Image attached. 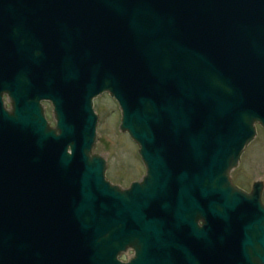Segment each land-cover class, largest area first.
Wrapping results in <instances>:
<instances>
[{
  "label": "water",
  "instance_id": "95a60500",
  "mask_svg": "<svg viewBox=\"0 0 264 264\" xmlns=\"http://www.w3.org/2000/svg\"><path fill=\"white\" fill-rule=\"evenodd\" d=\"M104 93L145 169L127 189L93 153ZM257 126L264 0H0V264H117L114 238L174 264L191 214L200 264H264L263 185L230 178Z\"/></svg>",
  "mask_w": 264,
  "mask_h": 264
},
{
  "label": "rangeland",
  "instance_id": "374dc122",
  "mask_svg": "<svg viewBox=\"0 0 264 264\" xmlns=\"http://www.w3.org/2000/svg\"><path fill=\"white\" fill-rule=\"evenodd\" d=\"M43 107L50 126H54L51 105L43 103ZM93 109L98 117L93 153L106 161V179L120 189L127 188L132 181L139 182L145 169L137 145L119 130L121 113L116 101L106 93L101 94L94 99ZM230 178L247 192L255 181H260L264 204V131L259 126L253 141L244 148L238 165L231 170Z\"/></svg>",
  "mask_w": 264,
  "mask_h": 264
},
{
  "label": "flooded vegetation",
  "instance_id": "af4514ba",
  "mask_svg": "<svg viewBox=\"0 0 264 264\" xmlns=\"http://www.w3.org/2000/svg\"><path fill=\"white\" fill-rule=\"evenodd\" d=\"M3 102L5 109L11 110V106L6 94L3 95ZM41 103L43 107V103H49V102L43 101ZM43 112L45 115V119L47 120L44 107H43ZM134 182L137 181H132L127 188H129L131 184H133ZM190 223L191 224L189 225H186L184 222L180 223L179 228L176 232L177 247L176 249H171V250L168 249V252L170 251L171 255H174L176 258L174 264H200L201 261L204 262V260L205 261H207L208 259L210 260L209 249H207L209 253L207 252L206 254L205 249L200 247V242L198 239V231H199L198 228L202 224L199 215L191 214ZM137 253H138V247L135 243L127 244L122 250H120L118 245V238L113 239V258L117 262V264L130 263L137 256ZM54 263L55 262L52 261L50 264H54Z\"/></svg>",
  "mask_w": 264,
  "mask_h": 264
}]
</instances>
